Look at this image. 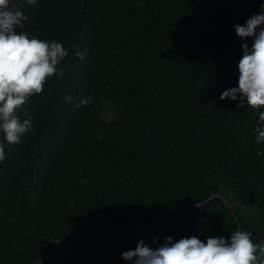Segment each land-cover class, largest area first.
I'll list each match as a JSON object with an SVG mask.
<instances>
[{"label": "trees", "instance_id": "trees-1", "mask_svg": "<svg viewBox=\"0 0 264 264\" xmlns=\"http://www.w3.org/2000/svg\"><path fill=\"white\" fill-rule=\"evenodd\" d=\"M261 4L10 0L29 38L68 55L19 113L32 130L14 145L0 133V264H133L122 253L141 240L237 230L264 242V107L220 99L253 43L234 25Z\"/></svg>", "mask_w": 264, "mask_h": 264}, {"label": "clouds", "instance_id": "clouds-1", "mask_svg": "<svg viewBox=\"0 0 264 264\" xmlns=\"http://www.w3.org/2000/svg\"><path fill=\"white\" fill-rule=\"evenodd\" d=\"M35 5L36 0H26ZM27 17L13 10L10 0H0V133L9 145L19 144L21 137L32 130L31 119L21 121L19 113L30 98L44 90L47 79L63 75L58 67L68 55L61 43L29 38L24 31ZM21 31L17 34L16 29ZM241 39L252 38L251 48L242 44L243 55L238 64V86L225 90L220 96L237 102L238 108L259 110L264 107V4L260 12L247 19L244 25H234ZM76 51L83 60L86 52ZM72 97H66L71 102ZM92 98H83L78 107L89 105ZM264 122V111L259 112ZM256 143H264V127L255 129ZM6 159L5 145L0 142V162ZM153 243H156L154 240ZM125 261L133 264H264V242L254 243L248 231H235L230 240L208 238L206 243L195 236L173 242L167 237L157 248L139 241L135 250L122 253Z\"/></svg>", "mask_w": 264, "mask_h": 264}, {"label": "water", "instance_id": "water-1", "mask_svg": "<svg viewBox=\"0 0 264 264\" xmlns=\"http://www.w3.org/2000/svg\"><path fill=\"white\" fill-rule=\"evenodd\" d=\"M208 202H209V200L206 201V202H204V203H202V204H179L178 206H179V207H184V208H197V207H201V206L206 205ZM144 225H146V223H145ZM126 226H128V225H126ZM78 236H79V234H77L74 238H72V239H70V240H65V241H63V242H56V243H57V244H67L69 241L74 240V239L77 238Z\"/></svg>", "mask_w": 264, "mask_h": 264}]
</instances>
